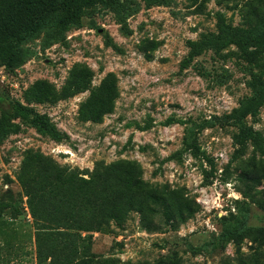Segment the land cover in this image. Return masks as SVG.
<instances>
[{"label": "rangeland", "instance_id": "rangeland-1", "mask_svg": "<svg viewBox=\"0 0 264 264\" xmlns=\"http://www.w3.org/2000/svg\"><path fill=\"white\" fill-rule=\"evenodd\" d=\"M127 1L117 12L89 6L78 25L59 33L46 26L21 41L14 59L0 62V114L20 104L56 131L12 117L0 136V264H35V229L17 180L27 149L83 171L97 160L134 159L144 181L178 188L195 202L192 216L173 226L145 229L139 212L130 211L112 232H92L88 245L98 257L141 264L176 253L182 264H235L238 255L264 249L250 234L264 227V207L242 196L239 177L242 160L258 173L264 168V104L227 117L252 97V75L264 78V55L247 61L232 42L191 55L203 34L244 27L246 12L253 18L259 7L264 13V0ZM76 64L88 67L89 83L69 93ZM109 73L117 88L111 111L97 122L82 119L81 103ZM39 87L63 95L37 100ZM241 126L257 133V145L248 141L236 152Z\"/></svg>", "mask_w": 264, "mask_h": 264}, {"label": "trees", "instance_id": "trees-1", "mask_svg": "<svg viewBox=\"0 0 264 264\" xmlns=\"http://www.w3.org/2000/svg\"><path fill=\"white\" fill-rule=\"evenodd\" d=\"M160 0H146L148 4ZM257 2H263L257 0ZM101 3L112 11L128 3L127 0H0V62H8L17 56L18 47L25 38L51 26L56 32L78 25L87 7ZM244 27L233 31L218 26V35L205 34L198 43H192L191 55L205 46L215 51L228 42L234 43L240 56L250 62H259L264 55V13L261 7L255 17L246 12ZM89 69L83 64L72 67L69 84L65 87L74 93L88 86ZM252 97L242 101L239 107L227 115L238 119L264 104V78L253 74L249 81ZM32 95L37 100L53 102L63 92L37 88ZM117 95L114 75L109 73L92 89L90 96L81 103L82 119L100 121L111 111ZM19 117L39 129L55 135V129L44 117L31 115L28 108L11 104L0 114V136L9 132L10 118ZM257 133L250 126H241L233 140L236 152H242L249 141L256 142ZM240 189L243 197L264 207V168L249 167L248 161L240 164ZM260 170V169H259ZM17 180L26 196L32 224L35 229V264H119L112 257H98L90 251L92 232L113 231L112 224L122 223L130 211H138L145 229H161L184 222L195 211V202L184 196L182 190L167 184L149 183L142 179V170L134 159H116L105 163L97 160L91 170L59 164L51 156L39 150L27 149ZM156 217V221H154ZM251 239L264 246V227L250 231ZM141 264H182L173 253L164 260ZM235 264H264V249L255 255L240 254Z\"/></svg>", "mask_w": 264, "mask_h": 264}]
</instances>
